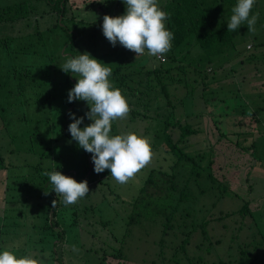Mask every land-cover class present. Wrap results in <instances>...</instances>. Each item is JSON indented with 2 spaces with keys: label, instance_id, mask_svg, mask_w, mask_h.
Instances as JSON below:
<instances>
[{
  "label": "trees",
  "instance_id": "1",
  "mask_svg": "<svg viewBox=\"0 0 264 264\" xmlns=\"http://www.w3.org/2000/svg\"><path fill=\"white\" fill-rule=\"evenodd\" d=\"M87 1L101 3L104 0L50 1V8L42 16L47 12L51 13L52 21L46 26V31L51 34L53 39V30H56V28L64 29L67 26L65 20L76 21V9ZM237 2L238 0H167L160 5V8L169 14L170 18L166 21V27L174 33V39L172 40L171 50L162 59L149 57L147 54L140 55L141 58L137 59L134 58L135 53L126 48L115 54V58L112 57L113 55L107 56L108 60H113L112 64L107 66L112 69L110 81L127 98L131 109V119L139 118L141 122L148 123L146 126L152 132L145 137L150 140L154 155L159 160H171L169 162L171 164L168 167L158 165L149 170L145 184L131 203L134 207L131 213L134 214L128 220L129 226L138 223L137 221L141 217L147 215L157 216L155 218L157 225L159 223L162 225V228L159 229L161 235L150 244L153 245L151 248L159 246L160 251L157 254L160 257V262L154 258L150 264H182L185 259L188 264H209L203 256L196 257L188 254V245L191 243L195 232L199 231L203 235V241L197 245V248H201L206 244L208 251H210L212 246L222 242V239L212 240L208 228L212 222L211 218L205 216L202 217L201 221L196 220L195 216L198 209H194V206L192 208V205L188 203H198L197 192L201 195L207 192L213 194L216 197V201L212 204L214 207L217 206L222 197L234 196L239 201H242L238 209L223 211L217 220L236 216H241L244 219L250 216L251 222L254 223L255 211L251 209L250 204L252 200H255L254 197L257 196V185L249 183L246 189L247 193H236L227 182L217 177L214 170L216 167H213L217 142L222 141L224 144L234 142L232 140L234 132H227L222 129L221 125L215 123L217 110L219 109V106L215 104V99H219L221 104L222 102L226 103L221 109L222 111H219L222 116H231L227 110L231 107V102H228L227 99L233 97L234 94L232 96H224L219 89L232 90L236 94V91L243 90L244 85L243 82L236 88L227 87L225 80L235 81V77L239 75V67L233 66L228 69L226 67L229 66L232 60L238 58L240 63L250 62L254 54L251 51L246 57H241L242 52H245L243 48L247 51V43L249 41L239 47L242 41L237 36L245 34L248 31L247 26L240 27L241 30L245 31L242 33H239V30L228 31L227 28V24L233 14L232 8ZM254 7H257V3H255ZM33 9L34 7L25 1L0 7V28H11L12 32L11 37L9 35L4 37L3 33L0 32V44L4 43L7 47L10 42L14 43L15 49L11 53H24L26 51L23 40L29 36V33L28 29L24 28H29V26L28 23L26 25H23V23L26 22L24 20L30 18V12ZM262 15L261 13L259 14L257 22H261V25L264 26V17ZM93 24L103 25V20H95ZM69 31H67V39L63 40L71 50V53L66 55L67 58L80 54L77 51V37ZM248 33L251 38L254 37V40H250L252 42V44H249L252 45L250 48L254 46V51L258 50L264 53V39H258L256 34L254 35L249 31ZM18 41H20L19 45ZM30 66L11 62V66L0 74L9 77L12 82H18L20 92H23L30 85V82L25 79H28L33 74ZM248 68L254 69L252 72L262 75L259 85L255 86V88L263 89L264 77L262 72L264 69L261 68L259 63L250 67L246 66L242 69V78H245L244 70ZM67 80L71 83L72 89L75 84H72L70 78H67ZM261 96L258 100H261ZM71 103L67 102L66 104L70 107ZM214 106L216 108H213ZM62 112H65L67 116L69 115L67 111ZM207 115L208 117H204ZM232 118L235 119L237 124L239 123V118ZM255 119H257V123L263 122L257 115L253 116L251 121ZM66 121L67 117H64L61 126L62 133L69 138L66 142L62 141L65 145L64 152L71 151L74 146L70 142V138H72L69 132L70 121L68 123ZM210 121L213 129L207 127ZM3 130H7L10 133L9 139L6 137L4 139L11 146V130L8 128H3ZM113 131L114 128L112 126ZM112 132L111 135H116V133L112 134ZM244 133L248 132L235 133L236 139L237 136L240 138V135ZM197 137H200V139H196ZM202 137L204 138L203 143ZM256 138L249 148H246L249 151L251 150L252 156L258 152L256 149L258 139ZM199 141L202 147L196 148ZM239 144L240 142L238 141L237 146ZM4 147L5 144H0L1 149ZM44 147L45 150L41 153V157L49 156L48 152L53 149L51 143ZM9 150L11 152V148ZM3 157V155L0 156V171L7 170L9 175L5 178L2 177L0 180V207H2L0 209V235L5 236V238L11 236V243L8 248L11 249V245H13L12 249L17 247L18 249H25V243L15 241L13 237L22 235L21 229L16 227L21 226L20 223L22 224V222L20 219L27 214L24 211L30 205L37 204L40 208L36 210L34 214L35 220L33 221V230L37 232V240L33 242V245L36 244L35 250L37 252L40 251L38 254L49 251L50 258L53 259L49 264H65V258L67 257L63 256L62 248L60 252V244L67 243L69 231L73 232L74 230L72 229H75L79 232V226L98 224V221H94L97 216L96 213H93L94 204L91 202V196L99 183L105 182L109 184V182L104 180L106 176L102 173V175L94 173L95 175L92 177L86 178L88 171H94L95 166L91 160V163L85 166L86 173L83 175V181L87 180L90 183L91 180H95L92 185L93 191L85 197V199H88L85 202L88 201V203L71 205L70 208H74L72 215L63 217L61 212L66 207L61 201V196H57L55 191H53L49 178L42 176L36 181L28 179L12 181L9 184L7 179L13 176L11 175V163L9 166V162ZM39 166L40 164L36 168ZM219 168L222 169V166H219ZM39 169L41 168H37V171ZM251 171H248V173ZM63 173L65 175L66 172L64 171ZM77 175L78 173L75 171L73 175L67 173L66 176L77 180ZM17 177L15 176V178ZM260 178L264 182L262 175ZM203 181H206L205 186L200 184ZM191 184L195 186L194 192ZM90 186L91 184H89ZM42 189H46L45 192L47 194H44ZM106 191L98 192L101 201L113 196V192H115L110 188L109 192ZM33 197L44 198L45 200L33 203L31 201ZM117 198L122 200L121 197ZM54 200H56V206L52 207ZM41 218L44 219L43 222ZM101 220L99 219V222L103 225H99L105 229V223L109 222V219L104 222ZM243 221L239 226L238 233L234 237L232 236L230 246H232V242H235L237 236L241 234L246 226ZM249 228L251 229L250 231H253V224ZM171 235L174 237L173 239L170 238ZM259 235L260 237L258 238L256 234H252L248 239L238 244L237 258L226 260L219 256L218 261H211V264H264V235L261 229L259 230ZM176 237L182 238L176 242ZM101 239L106 246L107 243L113 241L110 235L105 236V238L102 236ZM29 240L33 241V238L29 236ZM37 245L41 247L40 250H38ZM112 252V254L104 253L101 259H107L110 256L114 259L109 261L112 264H119L124 261L125 252L123 247L117 250L112 249ZM36 256L39 258V255L35 254L34 257ZM231 257H234V255L231 254ZM143 264L146 263L144 262Z\"/></svg>",
  "mask_w": 264,
  "mask_h": 264
},
{
  "label": "rangeland",
  "instance_id": "2",
  "mask_svg": "<svg viewBox=\"0 0 264 264\" xmlns=\"http://www.w3.org/2000/svg\"><path fill=\"white\" fill-rule=\"evenodd\" d=\"M21 1L28 2L34 7L30 12V18L24 20L26 22L23 23V25L28 23L29 26V28L27 26V28H24L23 26L24 29H28L29 33V36L23 40L26 51L24 53H11V51L15 49L14 43L12 44V42H10L7 47L4 43L0 44V73L5 72V70L11 66V62L14 64L31 65L30 69L33 73L28 79H25L27 82H30V85L25 88L23 92H20L18 82H12L6 75L0 74V144H5L4 148H0V156H4L3 158L9 162V166L11 163V175H13L10 179H7V183L11 184L12 181H24L28 179L36 181L44 176L43 173L48 170H56L62 173L65 171V175H67V173L73 175L76 171L78 173V182H82L83 175L86 173L85 166L91 163L92 154L80 148L78 142L74 141L72 138H70V142L73 143V148L71 151L64 152L65 145L62 141L66 142L69 138L61 131L63 118L67 117L66 123L70 121L71 124L74 121L70 115L67 116V114L62 111H67L68 114H75L77 119L84 117V121L80 125L81 128L90 125L92 121L86 116V113L90 111L86 101H74L70 104V107L66 104L68 102L69 91L71 90V83L68 82L67 78H70L72 84H76L77 79L70 73H65L60 68L67 58L66 55L71 53L69 46L65 44L63 40L67 39V31L70 29L69 32H72L75 37H77V51L79 53H90L94 58L100 60L102 64H105V66H110L113 60H108L107 56L113 55L112 57L115 58V54L125 49L119 43L113 46L104 36L102 25L93 24V22L95 20H103L105 15L113 17L123 15L126 11V5L123 3V0H104L101 3L84 2L75 11L77 20H65L67 26L64 29H54L52 32L54 35L53 39L51 34L46 31V26L52 21L51 13L47 12L42 16L44 12L50 8L51 0H0V7ZM166 1L167 0H158L159 6ZM124 7L125 9L123 10ZM263 8L264 0H259V3L257 2V7L252 9L253 11L251 14L263 13ZM242 26L246 27V25ZM255 27L257 38L264 39V26L261 25V22H257ZM0 32L3 33L4 37L6 35L11 37V28H0ZM242 32L245 31L239 29V33ZM248 34L247 31L245 34L237 36V38L242 41L239 47L249 41L247 43V51L243 48L245 52H242L241 57H246L249 52L253 51L252 53L254 54L252 59H250V62L245 59L247 62L240 63V59L238 58L232 60L229 66L226 67L227 69L233 66L239 67V75L235 77V81L226 79V86L236 88V86H240L244 82L243 90L236 91L235 94L232 90L219 89L224 96H232L234 94L233 97L227 99L228 102H231V107L227 109L231 116H222L219 111L223 109L226 103L222 102L221 104L219 99H215L216 106H219L215 123L221 125L222 129L227 132H234L232 136L234 142H227L228 144H224L222 141L217 142L213 167H216L214 170L217 177L227 182L236 193H247L248 191L246 189L249 183L257 185V196L254 197L253 194H251L255 200H252L250 204L251 209L255 211L253 217L254 223L251 222L250 216L244 219L241 216H236L232 218L227 217L224 220H217V218L222 215L223 211L238 209L242 201H239L238 198L234 196L222 197L217 206L214 207L212 204L216 201V197L213 194L207 192L201 195L197 192V197H199L198 203L192 204L190 202L188 204L192 205V208L194 206V209H198L195 216L197 221H201L202 217L205 216L212 219V222L208 226L212 240L222 239V242L212 246L210 251H208V246H206V244L201 248H197V245L203 241V235L199 231L195 232L191 239V243L188 245V254L196 257L203 256L207 259L209 264H211V261H218L219 256H222L226 260L237 258L239 243L248 239L252 234H256L259 238L260 229L264 235V182L262 181L263 179L260 178L261 175L264 177V87L263 89L255 88V86L259 85L262 75L252 72L254 69L248 68L244 70L245 78L241 77L242 69L246 66L250 67L253 64L259 63L261 68L264 69V53L258 50L254 51V46L248 48V45L252 44L250 40H254V37L251 38V35ZM19 42L20 41H18V45ZM145 54H147V50ZM134 58L140 59L141 57H136L135 54ZM262 73L264 77V71ZM260 96L261 100H258ZM213 108L216 107L214 106ZM255 115L263 120V124L257 123V119L251 121V118ZM204 117H208V115ZM232 117H236V119L239 118V123L237 124ZM131 118V114L129 113L126 119L113 122L114 131L112 134L136 132L146 136L152 132L151 129L146 126L148 123L141 122L139 118L133 120ZM205 123L207 122L205 121ZM207 127L213 129L211 121ZM3 128L11 130V146H9L4 139V137L9 139L10 133L7 130L4 131ZM241 131H247L248 133L240 135V138L237 136L236 139L235 133ZM255 138L258 139L256 145L258 152L252 156L251 150L249 151L246 148H249ZM196 139L199 140L200 137ZM201 140L203 143L204 138L202 137ZM238 141L240 144L237 146ZM50 143L53 149L48 152L49 156L41 157V153L45 150L44 146L47 144L50 145ZM201 147L202 144L199 141L196 148ZM7 148L8 150L11 148V152L10 150L8 151ZM169 162H171L170 159L159 160L156 155H153L152 162L124 185L118 184L112 178L109 170L102 172V174L106 176L104 180L109 182V184L105 182L99 183L91 196V202L94 204L93 213H96L97 216L94 221H98V224L79 226V232L75 229H72L74 230L73 232H71V230L69 231L67 243L60 244V252L62 248L63 256L67 257L65 258V264H112L111 262L109 263V261L114 260L113 258L109 256L107 259H101L102 255L104 253L112 254V249L117 250L121 247L124 249L125 259L119 264H143L144 262L150 264L151 260L154 258L160 262V257L157 254L160 251L159 246L151 248L153 245H150L161 235L159 229L162 228V225L160 223L157 225L155 221L157 216L153 217V215H147L141 218L137 216L140 218V221L138 220V223L130 226L128 225V220L131 215L134 214L131 213L134 208L131 203L138 196L140 189L145 184L149 170L158 165L168 167L171 164ZM38 164H40V166L37 168L41 169L37 171L36 166ZM219 166H222V169L219 168ZM248 171L251 172L248 173ZM94 173L96 174L95 171H88V173H86V178L89 176L92 177L95 175ZM7 175H9L7 170H1L0 180L2 177H7ZM15 176L18 177L15 178ZM94 181L93 179L89 183L91 184L89 193L93 191L92 185ZM200 184L205 186L206 181L200 182ZM191 187L194 192L195 186L191 184ZM109 188L115 191L113 192V196H110V193L108 199L101 201L98 192L100 191L102 193L103 190L109 192ZM42 190L45 194L46 189ZM117 197H121L122 200H119ZM44 200V198L38 199L37 197L31 199L33 203ZM85 200L88 199L84 197L78 204L88 203V201L85 202ZM1 208L2 207H0V209ZM39 208L37 204L30 205V207L24 211L25 213L27 212V214L20 219L22 222V224L20 223L21 226L16 227L21 229L22 235L19 237L14 236L13 239L25 243L24 246L26 248L18 249L17 247L12 249L13 245H11L10 249L8 246L11 243V236L5 238V236L0 235V252L9 250L18 257L29 254L34 257V255L37 254L39 258L38 256L34 258L38 260L42 259L44 264H49L53 261V259L50 258L49 251L38 254L40 251L37 252L35 250L36 244L33 245V242L37 240V232L33 230V221L35 220L34 214ZM67 209L70 210V206L62 210L61 215L63 217L72 215L74 208L70 211ZM99 219H102L101 221L103 222L109 219V222L105 223V229L99 225L102 224L99 222ZM242 220H244L243 223L246 226L241 234L239 233L240 235L237 236L235 242H232V246H230L231 238L238 233ZM41 221L43 222L44 219L41 218ZM251 224H253L254 227L253 231H250L251 229L249 228ZM107 235H110L115 242L111 239L112 242L107 243L106 246L105 243H102L101 238L102 236L105 238ZM29 236L33 238V241L29 240ZM170 238L173 239L174 237L171 235ZM181 238L182 237H176V242L180 241ZM37 248L38 250L41 249L39 245H37ZM230 253L234 255V257H231ZM182 264H188V261L185 259L182 261Z\"/></svg>",
  "mask_w": 264,
  "mask_h": 264
},
{
  "label": "clouds",
  "instance_id": "3",
  "mask_svg": "<svg viewBox=\"0 0 264 264\" xmlns=\"http://www.w3.org/2000/svg\"><path fill=\"white\" fill-rule=\"evenodd\" d=\"M123 3L126 5L123 15L103 17L104 36L113 46L119 43L136 57L147 50L149 57L162 59L171 50L174 39V33L166 27L169 14L160 8L158 0H123ZM255 3L256 0H238L232 8L228 31L246 25L255 34L259 19V13L251 14ZM60 68L77 79L69 91L68 102L86 101L90 108L86 116L92 123L83 128L80 125L84 117L77 119L69 113L74 121L69 125L72 139L92 154L97 174L109 170L118 184H127L152 162L154 153L150 140L140 133L111 135L113 122L126 119L131 111L127 98L110 81L112 69L87 52L66 58ZM43 175L49 178L65 207L77 204L90 191L87 180L78 182L56 170ZM55 206L56 200L52 202V207ZM0 264H44V261L30 254L18 257L4 250L0 252Z\"/></svg>",
  "mask_w": 264,
  "mask_h": 264
},
{
  "label": "crops",
  "instance_id": "4",
  "mask_svg": "<svg viewBox=\"0 0 264 264\" xmlns=\"http://www.w3.org/2000/svg\"><path fill=\"white\" fill-rule=\"evenodd\" d=\"M257 2L259 3V0H256V3H257ZM263 10H264V8H263ZM261 14H263L262 17H264V12L261 13ZM262 17H261V18H262ZM262 19H263V18H262Z\"/></svg>",
  "mask_w": 264,
  "mask_h": 264
},
{
  "label": "built area",
  "instance_id": "5",
  "mask_svg": "<svg viewBox=\"0 0 264 264\" xmlns=\"http://www.w3.org/2000/svg\"><path fill=\"white\" fill-rule=\"evenodd\" d=\"M252 45H248V48H250Z\"/></svg>",
  "mask_w": 264,
  "mask_h": 264
}]
</instances>
